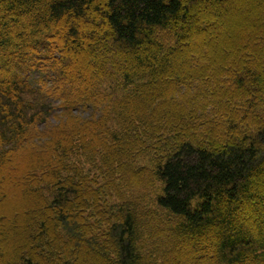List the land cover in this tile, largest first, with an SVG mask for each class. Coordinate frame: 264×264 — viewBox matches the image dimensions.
I'll return each mask as SVG.
<instances>
[{"label":"trees","instance_id":"16d2710c","mask_svg":"<svg viewBox=\"0 0 264 264\" xmlns=\"http://www.w3.org/2000/svg\"><path fill=\"white\" fill-rule=\"evenodd\" d=\"M0 264H264V0H0Z\"/></svg>","mask_w":264,"mask_h":264}]
</instances>
